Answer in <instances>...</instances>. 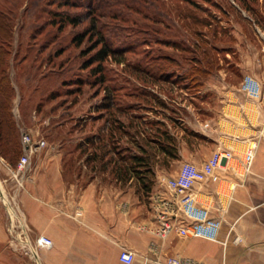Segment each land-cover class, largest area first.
<instances>
[{
  "label": "crops",
  "instance_id": "obj_1",
  "mask_svg": "<svg viewBox=\"0 0 264 264\" xmlns=\"http://www.w3.org/2000/svg\"><path fill=\"white\" fill-rule=\"evenodd\" d=\"M256 57H260L258 52L252 51L246 66L238 62L239 66L244 72L250 68L252 71L251 60ZM261 58L264 63L263 52ZM257 75L260 76L258 72ZM261 76L264 77L263 72ZM206 80L203 78L200 85L192 86L196 95L204 98L202 94L212 87ZM240 83H226L218 103L206 101L198 107L192 101L189 106L177 102L192 109L195 118L192 126L182 115L164 113L166 117H159L156 114L163 112L158 105H151L156 111L150 106L156 117L144 116V121H157L155 126L173 128L171 123L178 124L179 119L181 128L169 130L175 138L177 157L165 155L153 141L149 143L153 145H147L148 151H143L152 154L149 165L154 171L153 191L148 196L135 193L137 177L131 169L127 173L131 160L119 158L118 148L112 145L105 128L103 132H91L90 138L78 137L82 143L74 141L80 132H70L62 144L49 141L36 149L31 154L32 169L19 188L13 167L0 157V162L6 165L0 163L1 191L16 210L15 221L25 224L32 241L40 234L53 240L51 247L38 249L41 263L142 264L149 258L163 264L167 256L175 255L184 264H264V100L246 98ZM178 86L174 84L175 88ZM150 125L145 124L148 131L143 132L144 137L154 136ZM128 138L126 134V149L121 153L142 152L140 148L128 149ZM253 141L258 146L253 164L246 170L243 156ZM100 143L106 146V153L99 148ZM86 147L99 152L93 159H104L102 169L96 163L90 165ZM218 148H231L235 156L219 166V180L197 181L192 188L198 201L221 219L218 240L183 236L175 231L166 236L157 233L163 214L175 220L181 215L178 197L166 185L167 178L177 173L184 161L202 165ZM120 164L125 167L119 168ZM8 220L9 214L0 199V264H34L21 249L13 246L11 252ZM125 247L136 252L132 262L120 258Z\"/></svg>",
  "mask_w": 264,
  "mask_h": 264
},
{
  "label": "rangeland",
  "instance_id": "obj_2",
  "mask_svg": "<svg viewBox=\"0 0 264 264\" xmlns=\"http://www.w3.org/2000/svg\"><path fill=\"white\" fill-rule=\"evenodd\" d=\"M64 1H26L19 10L15 26L8 66L16 92L13 111L21 129L34 138L62 144L70 132L83 128L85 132L100 127L109 131L106 128L109 111L103 101L113 103L112 108L117 104L129 105L136 100L133 94L145 88L141 78L135 79L136 73L131 71L129 64L149 68L160 64L158 70L173 66L175 70L169 74L172 76L169 81L175 78L174 81L181 84L192 80L186 73H180L178 67L190 68L201 56L214 64L213 71L204 77L206 84L212 86L202 94L205 98L196 95L192 87L180 90L179 86L175 88L169 83L150 86L157 90L155 94L162 93L159 97L165 103L155 102L158 110L169 116L187 117L191 126L195 118L184 102L189 106L192 101L198 107L206 101L218 103L224 85L240 83L247 73L264 80L261 76L264 73L261 58L264 53V0H71L75 6L62 5ZM67 14L77 17L79 22H68L65 20ZM100 32L112 46L120 48L116 56L103 61L93 59L101 48ZM81 34L84 38L79 44L75 36ZM252 51H257L260 57L251 60L254 71L249 67L244 72L239 63L245 67ZM166 56L161 63L157 61ZM99 64L103 67V77L95 71ZM109 92L113 97L107 99L105 96ZM245 96L253 99L246 93ZM182 101V104L177 103ZM150 106H141L132 112L151 118L166 117L165 114L155 115ZM121 115L127 122L131 113ZM177 121L178 124L171 123L173 128L168 125L161 128L174 130L177 126L180 131L181 121ZM81 136L83 134L77 133L76 144ZM90 150L93 149L85 151L91 156L90 165L96 163L102 169L104 159H93ZM0 157L7 165L16 166ZM137 178L134 179L135 193L150 195L153 190L147 194L142 192ZM9 247L14 252L13 247Z\"/></svg>",
  "mask_w": 264,
  "mask_h": 264
},
{
  "label": "trees",
  "instance_id": "obj_3",
  "mask_svg": "<svg viewBox=\"0 0 264 264\" xmlns=\"http://www.w3.org/2000/svg\"><path fill=\"white\" fill-rule=\"evenodd\" d=\"M26 1L30 0H0V155L3 156L12 166L17 165L14 163L16 160H19V157L23 152V146L21 142L22 129L20 126V122L17 121L13 111V98L15 97L16 92L8 66L10 62L9 58L13 53V38L18 13ZM62 5L75 6L76 4L74 2H71V0H65ZM245 5L247 6L246 3ZM65 18V20H68V22H79L77 20V17L71 16L69 14H67ZM94 22L95 21H93V28L95 27ZM75 38L78 39L77 41L80 44L84 36L81 34L79 36H75ZM98 43H101V48L96 52V54H94L93 59L95 60L103 61L107 57L116 56L117 52L120 51V48L112 46L102 33L100 34ZM166 58L167 56L158 58L157 61L161 63V61L165 60ZM116 59L118 61L122 60L121 58ZM200 59H202L203 62H201ZM200 59H194L195 61L194 63H191L190 68H177L179 71H181L180 73H186L187 76L192 80L191 83L182 82L184 84H181V82L178 81L175 82V78L172 79V82L169 81V79L172 77L169 74H171V72L175 70L173 66H166L158 70L157 67L160 64L156 65L155 68H149L140 64H129V68L131 69V71H133V73H136V75H134L135 79L141 78L144 84L143 87L145 88H142L141 91H137L133 94V97H135L136 100H132V103H130L129 105L124 104L123 106L122 104H117V106H114L112 108L111 106L113 103L108 100L103 101L106 109L109 111L107 117L108 121H106L107 124L109 122V125H107V129H109L108 133L110 135V138L112 139V145L118 148L117 152L119 158H130L131 163L128 164L127 173L129 174V169L132 170L134 176L138 177L140 180L141 191L146 194L152 189V185L154 182V180L152 179V175L154 174V171L149 165L152 154L148 152L146 154H143V151H148L147 145H153L149 144L151 141H153L157 143L158 148L161 149L165 153V155L169 157H177V147L175 138L173 134L169 132V130H167L166 128L163 129L159 125L154 127L155 124H158L157 121L146 122L143 119L144 116H141L140 113L132 111L141 106L146 108L149 104H153V106H155V102L157 101L161 104L165 103L160 99L159 95L150 90L149 86L158 85V83H169L173 85L178 84L179 86L184 87L200 85L202 83V79L213 71L214 65L208 63L209 61H205L202 56ZM206 62L209 66L206 64ZM95 71L99 72L103 77L102 64H99V67ZM105 97L107 99H110L113 97V95L111 92H109V94ZM130 113V118H128L129 122H126L121 114L128 116L127 114ZM146 123L151 124L150 127L153 131L151 133H154L151 135L154 136H143V132L148 131V129L145 127ZM103 126L105 127L106 124H103ZM129 128H132L133 130H129ZM101 130L103 129H101L100 127V129H94L93 131L88 130V132H85L87 130H84L83 128V130H78V132L83 134L85 138H90V136H92L91 132H101ZM126 134L129 136L128 141L130 142V144H128V149L131 150L133 148V150H135L136 148H140L142 152L135 151L134 153H132V155L129 153H121L126 149L125 146H123L125 145L124 142L126 140ZM155 136H157V138H153ZM89 141L94 143V140L90 139ZM98 146L102 152H107V148L104 144L100 143L98 144ZM85 149L87 150V147ZM104 153H102V155H104ZM98 154V151H93V156H97ZM90 158L91 156H88L89 161ZM124 167L125 164H120L119 168L122 169Z\"/></svg>",
  "mask_w": 264,
  "mask_h": 264
},
{
  "label": "built area",
  "instance_id": "obj_4",
  "mask_svg": "<svg viewBox=\"0 0 264 264\" xmlns=\"http://www.w3.org/2000/svg\"><path fill=\"white\" fill-rule=\"evenodd\" d=\"M243 92L255 100H264V80L254 74L247 73L243 76L240 84ZM21 142L23 152L19 157L17 165L13 167V174L16 178V188L23 185L24 180L32 169L31 154L36 149L46 145L44 138H34L30 133L22 130ZM257 142L253 141L246 149L243 156V164L246 170H250L257 149ZM235 156L234 150L231 148H218L212 155L197 165L191 161L182 162L177 173L171 175L166 180V185L178 197V210L181 213L180 219H171L168 215H162L160 218V227L157 233L162 236L168 235L175 231L183 236L203 237L211 240H218L219 230L221 227V219L214 216L208 206L198 201L192 191L193 185L197 181L211 180L217 181L220 178L217 169L224 160ZM0 199L3 202L6 211L9 214L7 230L9 234V244L11 247L21 249L22 252L29 255L34 264H42L38 252L39 248L51 247L53 240L48 235L40 234L35 241L30 239L24 223L16 222V210L4 192L0 188ZM164 204L167 202L163 200ZM136 252L130 248H123L120 252L121 260L132 262L135 259ZM142 264H158L156 260L145 258ZM163 264H184L183 260L175 255L167 256Z\"/></svg>",
  "mask_w": 264,
  "mask_h": 264
},
{
  "label": "bare ground",
  "instance_id": "obj_5",
  "mask_svg": "<svg viewBox=\"0 0 264 264\" xmlns=\"http://www.w3.org/2000/svg\"><path fill=\"white\" fill-rule=\"evenodd\" d=\"M17 208V207H16ZM18 212V211H17ZM18 214V213H17ZM17 217V216H16Z\"/></svg>",
  "mask_w": 264,
  "mask_h": 264
}]
</instances>
